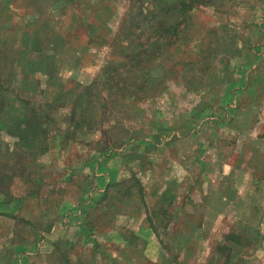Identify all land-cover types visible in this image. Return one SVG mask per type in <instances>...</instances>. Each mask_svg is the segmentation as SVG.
Returning <instances> with one entry per match:
<instances>
[{
    "label": "rangeland",
    "instance_id": "obj_1",
    "mask_svg": "<svg viewBox=\"0 0 264 264\" xmlns=\"http://www.w3.org/2000/svg\"><path fill=\"white\" fill-rule=\"evenodd\" d=\"M14 3L22 12L21 1ZM177 3L121 0L111 23L117 44L109 45L104 33L96 49L76 57L58 49L52 66L73 79L62 81L69 109L56 113L62 126L53 125L55 145L67 152L68 167L77 161L84 166L91 152L102 154L103 168L113 167L104 162L117 154L113 168L121 174L106 184L98 204L96 230L106 227L96 240L101 249L115 247L104 234L107 219L136 205L148 220L163 207V222L153 231L169 251L167 237L184 232L181 218L191 215L190 202L195 264H264V252L256 253L264 250V64L255 62L264 33L261 40L251 32L258 19L254 7L264 11V0H199L183 9L178 37L166 44L164 28L176 19L170 8ZM134 6L147 22L137 21ZM89 207L80 220L82 241L52 242L62 249L53 264H76L82 258L77 253L96 246L86 223ZM205 220L212 224L203 228ZM45 262L44 254L36 257L35 264ZM99 264L107 262L100 258Z\"/></svg>",
    "mask_w": 264,
    "mask_h": 264
},
{
    "label": "crops",
    "instance_id": "obj_2",
    "mask_svg": "<svg viewBox=\"0 0 264 264\" xmlns=\"http://www.w3.org/2000/svg\"><path fill=\"white\" fill-rule=\"evenodd\" d=\"M16 1L23 5L20 13L15 10ZM119 1L0 0V264H35L41 254L46 264L55 263L62 249L53 247L52 242L64 244L78 236L82 241L80 220L89 205L91 217L89 214L86 223H91L96 246L90 253H77L82 258L76 264H99L100 258L107 264H178L179 260L195 264V205L190 202L186 208L191 215L176 217L185 220L184 232L167 237L169 251L157 242L153 231L163 222L162 206L152 212L155 216L150 220L135 210L136 205L128 214L115 213L107 219L104 233L115 247H98L100 229L106 228L96 230L101 222L98 204L106 184L121 174L119 168H113L117 154L107 156L109 162H104L113 167L103 168V156L96 152L87 154L84 166L83 161H77L68 167L67 152L55 145L58 140L53 136V125L62 126V118L55 119L56 113L69 109L64 82L73 79L72 74L52 66L58 49L76 57L96 49L99 35L106 33L110 40L116 29L111 23ZM254 9L258 19L251 32L262 36L264 11ZM260 43L255 62L264 64V41ZM43 155L46 160L39 162ZM247 175L243 172V178ZM206 224L212 223L202 221L203 228ZM201 240L207 238L201 236ZM261 252L264 250H256L259 255Z\"/></svg>",
    "mask_w": 264,
    "mask_h": 264
},
{
    "label": "trees",
    "instance_id": "obj_3",
    "mask_svg": "<svg viewBox=\"0 0 264 264\" xmlns=\"http://www.w3.org/2000/svg\"><path fill=\"white\" fill-rule=\"evenodd\" d=\"M199 0H178V3L176 6H174L173 8H170L172 10V12L175 14V20H173L172 23L166 25V27L164 28V31L165 33H169V36L166 38L165 40V43L166 44H169V43H172L173 41H175V38L178 37L176 31L179 30V24L182 22L183 20V14L182 11L183 9H186V10H190L192 9L195 5H197V2ZM151 4L153 5L152 8H154V4H156L155 2L151 1ZM129 5V8H132L133 6H131L130 4ZM133 9V8H132ZM159 9H156L155 11H151L149 13V16H152V17H155L158 12H159ZM130 10V9H129ZM145 10L148 12L147 9H143V13L145 12ZM135 11V17H137V21H140L141 22H147V15L144 13L143 15L140 13L142 12L141 10H139L137 7L134 6V10ZM139 16V17H138ZM117 29H115L114 32H116ZM180 30H182V28H180ZM131 31V30H130ZM130 31H123L125 34H127L126 36H129L130 37ZM155 32H158L159 29H156L154 30ZM167 31V32H166ZM157 35H161V34H157ZM146 35H144L143 37H145ZM126 38V37H125ZM131 38V37H130ZM125 42L122 43L121 47L122 48H125V43L126 42H129V38L127 37L126 39H124ZM114 44H117L116 41L114 40V34L113 36L111 37V39L109 40V45H114ZM141 44V43H140ZM128 46V45H127ZM136 46L138 47L139 46V41H137V44ZM141 47V45H140ZM128 59H132V57L128 58ZM135 60L138 61V59L135 58Z\"/></svg>",
    "mask_w": 264,
    "mask_h": 264
}]
</instances>
